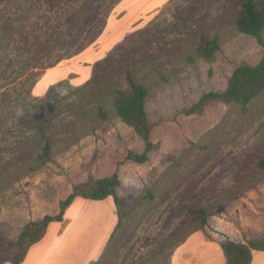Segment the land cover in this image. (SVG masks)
Wrapping results in <instances>:
<instances>
[{"label": "rangeland", "instance_id": "obj_1", "mask_svg": "<svg viewBox=\"0 0 264 264\" xmlns=\"http://www.w3.org/2000/svg\"><path fill=\"white\" fill-rule=\"evenodd\" d=\"M68 14L77 22L67 24ZM235 17L233 0H0V231L16 239L27 222L59 213L76 183L117 172L118 206L111 196L73 212L78 262L222 264L221 241L264 237V169L256 167L264 96L246 115L219 101L181 113L224 90L237 66L263 58L264 44L237 31ZM59 26L77 39L63 36L70 43L46 54ZM212 31L221 36L215 59L188 62L199 35ZM125 64L149 88L154 146L145 163L126 160L145 142L108 105ZM42 133L54 153L37 165ZM193 206L209 209L206 226L191 222Z\"/></svg>", "mask_w": 264, "mask_h": 264}, {"label": "trees", "instance_id": "obj_2", "mask_svg": "<svg viewBox=\"0 0 264 264\" xmlns=\"http://www.w3.org/2000/svg\"><path fill=\"white\" fill-rule=\"evenodd\" d=\"M236 10L235 28L240 33L256 38L260 44H264V0H233ZM95 2V1H94ZM68 1L66 4H69ZM101 3V2H100ZM58 5V4H57ZM64 11L67 12L65 8ZM61 16V14H59ZM84 19L85 15L80 14ZM66 16V14H65ZM89 16V14H88ZM61 17L57 20L61 21ZM78 17L75 14H68L67 24L77 22ZM50 40H55V45H44L46 54H51L57 48H64L66 45L63 36L70 39H77L71 30H64L59 26L56 33ZM70 43V42H69ZM50 48H52L50 50ZM221 48V36L217 31L211 33H201L192 48L187 51L186 60L194 62L201 58L207 61H213L216 53ZM50 50V51H49ZM61 60V58H60ZM59 60V61H60ZM54 65H48L53 67ZM62 80L60 84L63 83ZM88 81L94 82V78ZM86 81V82H88ZM56 84H52L48 92L51 93ZM102 90H100V93ZM149 88L144 81H140L133 72L132 67L124 65L121 79L113 87L108 105L115 110L118 116L128 126L133 128L136 134L145 142V149L142 153L130 150L126 160L137 163H145L148 160L150 151L153 149L151 140L154 124L150 122L147 113V96ZM103 95V93H101ZM264 96V56L256 64H243L237 66L228 79L227 86L222 91L212 90L205 92L202 96L189 107L182 109L181 113L186 115L202 114L206 105L211 101H219L228 105H235L238 113L246 115L250 112L252 104ZM108 107L105 103L98 105V114L100 119L108 118ZM44 142L41 148L34 154V160L37 165L45 164L52 160L54 146L51 139L42 133ZM205 146V145H204ZM202 146L199 149H204ZM256 167L264 169V158L257 160ZM119 184V175L117 172L103 178H90L85 182L76 183L66 199L60 201V211L55 215L47 214L39 220L27 222L16 239L9 238L0 231V264L11 262L13 264L22 263L29 249L42 240L47 232L51 222H62L65 219V213L75 198L83 197L91 200H104L110 196L118 206L116 188ZM147 194L152 196L150 189ZM191 222L202 226L208 224L209 209L193 206L189 208ZM120 222H118L117 227ZM220 248L224 256V264H252L256 253L264 252V237H254L247 241H236L225 239L220 242Z\"/></svg>", "mask_w": 264, "mask_h": 264}, {"label": "crops", "instance_id": "obj_3", "mask_svg": "<svg viewBox=\"0 0 264 264\" xmlns=\"http://www.w3.org/2000/svg\"><path fill=\"white\" fill-rule=\"evenodd\" d=\"M86 56V54L81 55L79 58ZM62 66V65H59ZM58 67V66H57ZM56 68V67H53ZM52 69V68H51ZM111 197V196H110ZM110 200V198H106ZM95 204H103L104 200H95ZM90 202V199L77 197L67 209L65 213L64 222L70 219V224L65 226L64 228H57V224L61 222H51L47 229V232L42 240L34 244L30 249L25 258V260L20 264H91L96 262V259L88 258L83 259L81 262L73 259L74 255L78 253V251L82 250L78 248V235H71V225L76 223L77 218L74 216L73 212L81 207H85V204ZM92 203V202H91ZM90 203V204H91ZM70 216V217H69ZM62 221V222H63ZM63 222V224H64ZM117 222V223H116ZM118 224L117 218L114 217L112 228ZM113 230V229H112ZM111 230V231H112ZM110 231V232H111ZM109 232V234H110ZM105 242L103 241V245ZM105 247V246H104ZM104 247L102 249V253L104 251ZM221 249V248H220ZM222 251V250H221ZM101 253V254H102ZM264 252H258L255 255L254 261L252 264H255L257 257ZM100 254V256H101ZM223 255V252H222ZM77 256V255H76ZM99 256V258H100ZM4 264H13L11 262H5ZM224 264V256L223 263Z\"/></svg>", "mask_w": 264, "mask_h": 264}]
</instances>
